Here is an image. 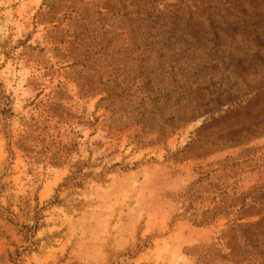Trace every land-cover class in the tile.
I'll use <instances>...</instances> for the list:
<instances>
[{
  "label": "rangeland",
  "instance_id": "obj_1",
  "mask_svg": "<svg viewBox=\"0 0 264 264\" xmlns=\"http://www.w3.org/2000/svg\"><path fill=\"white\" fill-rule=\"evenodd\" d=\"M135 1L0 0V264H264V0Z\"/></svg>",
  "mask_w": 264,
  "mask_h": 264
},
{
  "label": "trees",
  "instance_id": "obj_2",
  "mask_svg": "<svg viewBox=\"0 0 264 264\" xmlns=\"http://www.w3.org/2000/svg\"><path fill=\"white\" fill-rule=\"evenodd\" d=\"M137 4H139L140 2L139 1H135ZM136 13H138V12H136ZM149 16V15H148ZM168 16V18H166V20H164V19H162V18H160V16H155L154 17V19H151V20H149V17L146 19V21L149 23L148 24V26L149 27H154V25L156 24V23H160L161 21L162 22H170V24L171 25H173V26H177V21H179V20H177V18H175V17H172V15H167ZM154 20V21H153ZM153 21V22H152ZM151 24H154V25H151ZM176 31H177V29H173V33H172V36H170V40L171 39H173L172 41H174L173 43H180V36L182 35V34H180V36H178V34L176 33ZM151 47H153V48H156L157 49V51H156V53L157 54H159L158 55V57H155V58H157V59H159L160 58V56H161V53H160V49H161V40H159V41H157V40H153V39H151V41H150V44H149ZM173 59V60H172ZM177 60H175L174 59V57L173 56H171L170 57V59H168V62H170L169 64V66H171L172 68H173V63L174 62H176ZM155 68H156V65L155 66H153V70L151 71V72H156V70H155ZM172 72V71H171ZM170 72V73H171ZM168 77H170V76H168ZM185 91L186 90H182L181 92H178V94H182V95H185ZM219 92L217 91V89H215L214 91H211V90H208L207 88L206 89H202V91L199 89V90H196V94H195V98H198L201 102H202V104H204V106L205 105H208L209 103H211V102H213L214 101V97L216 96H218L219 94H218ZM182 99H184V98H182ZM183 106H185V104L183 105Z\"/></svg>",
  "mask_w": 264,
  "mask_h": 264
}]
</instances>
